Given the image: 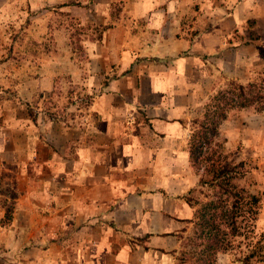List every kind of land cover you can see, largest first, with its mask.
<instances>
[{
    "label": "crops",
    "instance_id": "obj_1",
    "mask_svg": "<svg viewBox=\"0 0 264 264\" xmlns=\"http://www.w3.org/2000/svg\"><path fill=\"white\" fill-rule=\"evenodd\" d=\"M40 2L105 29L81 60L44 52L35 101L0 95V264H176L199 188L192 121L221 85L264 78V0ZM64 87L80 95L62 108ZM219 136L240 149L264 236V110L233 111Z\"/></svg>",
    "mask_w": 264,
    "mask_h": 264
},
{
    "label": "trees",
    "instance_id": "obj_2",
    "mask_svg": "<svg viewBox=\"0 0 264 264\" xmlns=\"http://www.w3.org/2000/svg\"><path fill=\"white\" fill-rule=\"evenodd\" d=\"M71 20L80 22L74 17ZM81 25L99 31L97 39L105 29L91 24ZM202 108V116L192 121L188 151L191 168L199 176L198 193L203 199H187L188 204L197 206V209L194 219L186 222L193 224V251L183 255L181 262L184 264L188 256L193 258L189 264H217L220 254L234 249L236 238L244 236L248 239L244 234L247 233L254 240L255 223L260 212V199L239 183L244 173L237 170L243 166L242 162L231 164L227 158L216 155L214 148L218 145L220 125L231 112L248 110L260 113L264 110V78L245 85L228 81L224 88L208 97ZM194 192H190V196ZM251 248L238 260L242 264L263 262L264 236L259 235Z\"/></svg>",
    "mask_w": 264,
    "mask_h": 264
},
{
    "label": "rangeland",
    "instance_id": "obj_3",
    "mask_svg": "<svg viewBox=\"0 0 264 264\" xmlns=\"http://www.w3.org/2000/svg\"><path fill=\"white\" fill-rule=\"evenodd\" d=\"M63 9L64 7L62 6L44 5L40 0H0V95L9 93L24 94L25 91L22 90L27 91L31 88L30 92L34 94L33 101H35L37 91H35L36 87L32 84L33 80L31 81L30 77L34 78L38 71L39 61L40 59L42 61L44 57V52L48 53V50L50 51L53 46L62 45L69 48L74 53V57L81 60L82 40L96 38L99 31H93L87 26H82V21L79 19L81 23L71 20L70 14ZM54 28L65 32H63L62 36L54 39L51 36ZM44 33L45 35H43ZM225 84L218 89L224 88ZM65 88L59 90L58 93V96L62 98V108L67 106L71 100L73 101L77 95H80L77 91L71 93V90L67 93ZM216 143H218L214 148L216 155L227 158L231 164L242 162L243 166L237 171L244 173L239 180V183H243L248 169L244 164L245 162L237 154L240 149L238 148V151L229 150L220 136H218ZM198 191L199 188L191 194L190 199L193 201H196V199L202 200L203 197ZM195 207L197 209V206ZM244 234L245 237L249 238L246 239L244 236L236 238L234 240L235 243H233L234 249L229 252L234 259L238 260V258H243L247 255L260 235L255 230V238L253 240L252 238L250 239V234ZM192 236L193 225L182 235L176 264H184L181 262L183 255L193 251ZM192 261L193 258L188 256L186 264Z\"/></svg>",
    "mask_w": 264,
    "mask_h": 264
}]
</instances>
